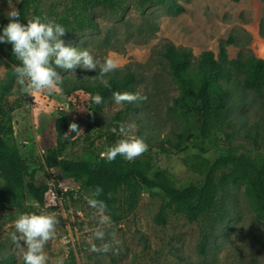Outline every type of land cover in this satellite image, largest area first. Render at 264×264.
<instances>
[{
  "label": "rangeland",
  "instance_id": "rangeland-1",
  "mask_svg": "<svg viewBox=\"0 0 264 264\" xmlns=\"http://www.w3.org/2000/svg\"><path fill=\"white\" fill-rule=\"evenodd\" d=\"M259 1L264 27V0ZM12 4L18 9L17 0ZM40 8L44 17L66 29L62 37L66 44L87 49L101 62L111 57L117 61V69L136 76L132 93L146 95L147 101L133 102L128 114L121 113V123L134 124L135 134L141 133L148 144L139 158H150L167 169L180 185L201 182L204 176L199 168L192 170L184 159L195 153L214 157L216 152L197 129L199 116L184 113L176 102L180 89L162 54L164 45L171 42L191 50L195 61L208 50L218 58L222 45L229 60L245 63L253 57L264 58V40L255 39L248 31L253 0H42ZM10 10L8 0H0V34L9 22L6 13ZM8 45L0 42V80L9 74L14 77L10 88L14 94L6 105L14 109L10 141L29 159L30 169L36 170L37 185L48 184L51 190L45 194L43 205L30 196L19 206L0 201V264L5 259L22 264L20 247L26 245L11 239L13 222L19 214L41 212L54 214L59 221L55 239L45 246L48 264H264V219L252 209L243 184L220 183L221 171L216 175L217 197L199 219L191 221L169 210L167 222L157 223L163 197L157 190H145L137 208L120 223L110 218L105 241L95 239L98 216L87 204L88 194L74 179L64 178L59 168L47 167L42 155L56 143L55 122L61 110L72 113L82 125L79 140L67 156L80 159L90 151L103 152L114 144L108 132L110 125L128 103L116 105L109 98L97 110L92 100L95 95L83 90L70 95L61 91L26 95L13 73L15 62L8 54ZM57 71L70 79L65 82L68 86L76 80L100 82L95 78L99 66L97 71L79 67ZM229 72L231 79L225 85L231 92L230 108L218 135L222 144L238 153L257 156L264 153V86L259 92L245 87L243 69L230 67ZM181 132L184 136L177 149L176 134ZM111 232L120 241L114 251L89 250L90 239L99 247L110 241L107 234ZM204 240L202 251L200 243Z\"/></svg>",
  "mask_w": 264,
  "mask_h": 264
},
{
  "label": "trees",
  "instance_id": "trees-1",
  "mask_svg": "<svg viewBox=\"0 0 264 264\" xmlns=\"http://www.w3.org/2000/svg\"><path fill=\"white\" fill-rule=\"evenodd\" d=\"M41 3L42 0H20V22L26 24L28 19L36 16L45 18L44 11L40 8ZM32 8L35 10L29 15ZM260 31L264 37L263 24ZM164 48L162 54L169 61V73L180 89L176 102L184 113L199 116L197 129L216 152L214 157L195 153L184 159L192 170L199 168L198 171L204 176L201 182L180 185L172 173L157 166L150 158H137L129 162L118 155L114 161L107 162L95 151H90L80 159L68 157L66 153L79 140L82 125L66 110H61L56 118V143L45 149L42 155L44 164L49 168H59L64 178L74 179L89 197L100 186L103 192L96 198L106 203L105 214L116 224L137 208L145 190H157L163 197L155 217L157 223L167 222L169 210L183 214L191 221L199 219L217 197L216 175L219 171L222 172L220 183L223 186L226 182L244 185L252 209L258 217L264 219V153L257 156L238 153L221 143L217 131L221 122L227 118L230 108L231 92L225 85V81L231 79L229 68L243 69V85L259 92L264 86V58L253 57L245 63L239 59L229 60L226 47L222 45L218 58L213 51L208 50L195 61L193 52L187 48H179L171 42L165 44ZM8 54L15 64H19L12 53L11 44L8 45ZM62 78L61 93L64 95L83 90L91 95L102 96L103 102L96 104L97 110H101L107 99L112 98L113 92H132L136 80L131 71L121 69L113 71L107 79L109 87L101 82L85 83L83 80L73 81L68 86L65 82L70 79ZM13 82L12 74L0 80V201L19 206L26 196H30L43 205L50 186L37 185L36 170L30 169L29 159L15 142L10 141L14 133V109H7L6 105L9 96L14 94L10 91ZM131 107L132 103H128L126 110H119L110 125L108 132L114 144L121 137L113 133L112 128H119L124 120L121 113L128 114ZM71 123H76L80 130L68 132ZM176 135L178 140L175 147L180 149L184 132ZM139 136L143 137L141 133ZM205 242L200 243L202 251L205 249ZM12 262L11 259H5L1 264Z\"/></svg>",
  "mask_w": 264,
  "mask_h": 264
},
{
  "label": "clouds",
  "instance_id": "clouds-1",
  "mask_svg": "<svg viewBox=\"0 0 264 264\" xmlns=\"http://www.w3.org/2000/svg\"><path fill=\"white\" fill-rule=\"evenodd\" d=\"M20 0H17L19 3ZM11 9L6 13L9 20L3 27L0 34V42L12 45V53L19 64L12 65L13 73L21 91L26 95H33L36 92L47 91L49 95L62 91L63 78L57 69L65 71L81 68L89 71H97L95 76L105 87H109L106 75L118 68V63L111 57H105L103 61L97 60L87 49H78L65 43L62 37L66 34V29L59 23L41 18L39 16L21 23L19 20L20 11L8 0ZM112 99L116 105L133 103L137 101H147L146 95L132 92L112 93ZM95 104L103 102L99 94L92 98ZM80 130L76 123L69 125L68 132ZM113 133H117L121 138L115 144L105 148L100 153L102 159L112 162L119 155L123 159L131 162L148 150V144L143 137L136 135L134 124H119V128H112ZM103 189L97 186L92 192V196L87 198V204L96 210L98 216V227L94 230L95 239L105 241L106 228L111 227V220L107 212V205L103 200L97 199ZM110 196V194H109ZM59 223L54 214L46 212L22 213L13 222L15 233L11 239L13 242L22 240L24 247H20V258L22 264H48V255L45 246L56 237V225ZM111 239L101 243L98 247L92 239L88 241L91 252L114 251V246L120 241L116 238V233L111 232ZM59 264H63L60 261Z\"/></svg>",
  "mask_w": 264,
  "mask_h": 264
},
{
  "label": "crops",
  "instance_id": "crops-1",
  "mask_svg": "<svg viewBox=\"0 0 264 264\" xmlns=\"http://www.w3.org/2000/svg\"><path fill=\"white\" fill-rule=\"evenodd\" d=\"M254 10L250 16V25L248 27V31L255 39H260V37L264 40V37L260 34V24L262 22V4L259 0H253Z\"/></svg>",
  "mask_w": 264,
  "mask_h": 264
},
{
  "label": "built area",
  "instance_id": "built-area-1",
  "mask_svg": "<svg viewBox=\"0 0 264 264\" xmlns=\"http://www.w3.org/2000/svg\"><path fill=\"white\" fill-rule=\"evenodd\" d=\"M49 190H51V187L49 188ZM47 193V192H46Z\"/></svg>",
  "mask_w": 264,
  "mask_h": 264
}]
</instances>
